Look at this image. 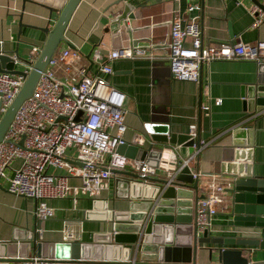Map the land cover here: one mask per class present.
I'll use <instances>...</instances> for the list:
<instances>
[{"label":"crops","instance_id":"1","mask_svg":"<svg viewBox=\"0 0 264 264\" xmlns=\"http://www.w3.org/2000/svg\"><path fill=\"white\" fill-rule=\"evenodd\" d=\"M117 1L82 0L74 12L66 37L84 56L81 65L88 64L87 57L94 49H100L106 56L112 50L130 47L128 40L116 39L112 35L110 19L123 7V4L115 5ZM128 1L134 6H141L137 12L142 18L136 22L135 27L143 30L135 33L134 39L149 40V43L144 42L149 48L138 47L139 49L134 50L133 60L120 59L113 62L114 72L108 78L114 87L127 95L125 140L130 145H134L136 136L142 135L147 141L143 146H136L149 149L152 142L146 126L154 122L160 123V119H154L158 115L171 123L173 134H188L190 126L197 125L200 138L210 143L201 152L195 165L196 170L203 175L199 196H203V192L207 190L212 180L225 185L230 181V176L245 174L249 170L255 176L264 178V114L248 117L243 111V88L255 82L257 64L245 61L214 62L203 66L201 82L192 83L172 77L167 57L170 24L176 12L182 17L200 15L204 45L214 42L246 45L264 42V25L255 28V19L250 13L253 2L251 0H182L179 3H174L172 0ZM258 1L264 5V0ZM63 2V0H53L51 4L58 6ZM190 4H200L202 11L189 15L187 8ZM57 19L58 14H51L50 10L41 3L0 0V51L9 54L18 52L21 61L15 64L17 72L30 70L26 61L31 62L32 49L38 48L42 51L49 37L46 30L51 29ZM68 47L63 45L61 50ZM89 67L91 73H95L96 67L90 65ZM216 99H222L223 104L215 105ZM205 104H211L210 115L202 111V106ZM232 127L250 128V133L244 134L239 139L240 146L234 145L235 139L230 132ZM244 143L245 146L242 145ZM163 148L164 146L155 144L153 149ZM237 150H241L240 158L229 161L228 159L238 152ZM66 156L67 159L72 158L73 151L69 150ZM182 159L179 151L178 163ZM20 163L17 161L15 167ZM60 174L64 175L65 172L62 171ZM164 176L163 171H158L155 179H162ZM123 178L126 179L125 176H112L108 189L102 191L96 198L81 196L77 204L73 198L48 201L49 206L55 209V217L43 223V238L37 240V243L41 241L53 246L64 242V230L72 228L76 238L71 242L102 245L104 235L112 230V224L103 213L107 201L109 210H114L118 214H126L132 208L135 211L151 208L154 200L150 201L143 197L133 198L129 186L122 182L118 184L117 180L124 181ZM69 182L72 186L81 184L78 179H71ZM148 185L154 184H144V186ZM1 186L0 258L14 260L9 264H23L22 260L27 259L20 257L22 254H27L28 258L37 257L34 241L30 245L25 244L20 247L27 242L29 235L35 232L37 202L11 194L3 181ZM191 201V208L196 212L194 197ZM223 206V203L218 204V215L214 218L212 230L209 231L214 239L259 236L260 231L256 229L230 227L228 222L231 218L221 215ZM240 231L251 233L243 234L239 233ZM202 236L203 234H200L199 238ZM191 237L192 229H185L181 235V243H186ZM225 247L227 246L213 243L200 245V248L204 249L198 252L197 264H220L217 253H212L209 249ZM50 248L48 247V251ZM45 254L51 255L50 252ZM252 262L264 264V250L254 249Z\"/></svg>","mask_w":264,"mask_h":264},{"label":"built area","instance_id":"2","mask_svg":"<svg viewBox=\"0 0 264 264\" xmlns=\"http://www.w3.org/2000/svg\"><path fill=\"white\" fill-rule=\"evenodd\" d=\"M179 3L182 0H172ZM200 4H190L187 13H200ZM250 13L255 19L254 27L264 25V11L253 4ZM200 15L182 17L174 13L170 24L168 60L172 77L179 81L197 83L204 65L221 61L264 62V42L254 45L229 44L228 42L203 43ZM40 50L33 48L31 62L35 63ZM80 49L61 48L53 55L42 72L33 95L17 111L14 120L0 143V183L4 180L8 191L37 202L35 211L37 240H42L43 223L55 217V209L48 201L73 198L75 204L81 196L98 197L109 188L111 170H130L142 177L144 184H152L148 178L165 173L164 178L175 180L179 173L189 167L194 179L202 174L195 168L201 152L210 143L200 138L197 125H191L188 135L194 140V152L179 165V148L164 146L159 168L145 161L129 159L117 152L119 146L129 144L124 135L126 126L127 95L108 80L113 75L112 63L124 59L133 60L134 50L122 47L104 55L94 49L87 65ZM96 67L95 73L91 68ZM28 72V71H27ZM26 78L8 72H0V106L5 113L20 93ZM215 105L221 106L222 99ZM202 111L210 115L211 104L203 105ZM24 142L23 148L19 146ZM147 138L137 135L134 145L143 146ZM153 144V143H152ZM69 150L73 157L67 159ZM17 161L20 165L15 167ZM50 169L65 174L50 173ZM71 179L81 181L79 186L70 185ZM225 185L215 180L209 183L196 206L195 223L198 236L211 231L218 215V204ZM204 191V190H203ZM239 233H251L240 231ZM72 228L64 230L65 242L74 241ZM23 264H51L37 257Z\"/></svg>","mask_w":264,"mask_h":264},{"label":"water","instance_id":"3","mask_svg":"<svg viewBox=\"0 0 264 264\" xmlns=\"http://www.w3.org/2000/svg\"><path fill=\"white\" fill-rule=\"evenodd\" d=\"M24 1L34 4L41 3L50 10L51 14H58V19L51 29L46 30L49 37L36 62L26 61L30 66L28 72L15 70L16 62L21 61L18 52L9 54L0 51V72L22 75L26 78L20 93L4 114L1 113L0 106V143L3 142L19 108L33 95L41 74L49 65L53 55L63 45L74 48L67 39L66 32L74 12L82 2V0H63L62 5L54 6L51 4L53 0ZM251 1L264 11V5L258 0ZM119 4H123V7L110 19L113 37L128 40L133 50L139 49L138 47L149 48L144 45V42L149 43V40L134 39V34L143 30V28L135 27L136 22L142 18L137 12L141 6H134L128 0H118L115 3V5ZM87 59H90V55ZM256 64L255 82L243 88V111L248 117L264 114V62ZM154 119H160V123L154 122L146 126L149 139L153 143L149 149L125 144L119 146L117 152L132 160L145 161L155 168H159L162 160V149H153L155 144L178 147L183 159L193 154L195 141L191 140L188 134H173L171 123L166 122L165 118L158 115ZM249 130L248 127L230 128L235 139V146H240L238 142L241 140L239 139L244 134H249ZM199 142L200 137L196 143L199 144ZM23 145V141L19 143L21 148ZM242 145L245 146V143ZM237 151L232 154L229 161L240 158L241 150ZM111 173L115 177H126V179L123 178L124 181L121 179L117 181L118 184L122 182L129 186L133 198L143 197L150 201L154 200L151 208L143 211H135L132 208L126 214H118L114 210H109L107 201L104 204L103 213L105 217L107 216L108 222L112 224V230L104 235L102 245L64 241L48 246L49 244L41 241L37 243L35 234L32 233L27 242L20 247L25 244L30 245L34 241L37 258L44 259L51 264H197L198 252L204 249L200 248V245L211 243L227 246L209 249L210 252L217 253L220 264H253L254 249L264 250V178L255 176L251 170L245 174L229 177L230 181L223 189L224 208L221 215L231 218L228 222L230 227L256 229L260 231L259 236L233 237L224 240L214 239L209 231H206L201 238L198 236L195 223L196 212L191 208V199L194 197L196 209L198 201L203 198L199 196L201 179H194L189 167H185L172 181L166 178H148V181L154 184L153 186H144L143 180L145 179L132 172L129 167L125 170L113 169ZM157 197L158 200L155 202ZM187 228L192 229V237L186 243H181L182 232ZM47 246L51 247L49 251ZM45 252H50L51 255ZM20 257L29 259L27 254H22ZM12 261L14 260L0 258V264H9Z\"/></svg>","mask_w":264,"mask_h":264},{"label":"rangeland","instance_id":"4","mask_svg":"<svg viewBox=\"0 0 264 264\" xmlns=\"http://www.w3.org/2000/svg\"><path fill=\"white\" fill-rule=\"evenodd\" d=\"M62 172V170H55V169H50V173H54V174H57V175H61L60 173ZM3 182H5L4 180H2ZM1 181V182H2ZM6 183V182H5Z\"/></svg>","mask_w":264,"mask_h":264}]
</instances>
